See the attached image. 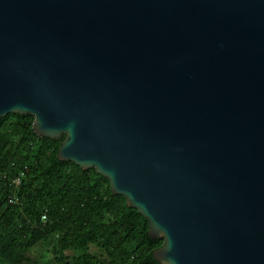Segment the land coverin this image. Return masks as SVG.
I'll return each instance as SVG.
<instances>
[{
  "label": "water",
  "instance_id": "1",
  "mask_svg": "<svg viewBox=\"0 0 264 264\" xmlns=\"http://www.w3.org/2000/svg\"><path fill=\"white\" fill-rule=\"evenodd\" d=\"M8 113L108 180L158 264H264V0H0Z\"/></svg>",
  "mask_w": 264,
  "mask_h": 264
},
{
  "label": "trees",
  "instance_id": "2",
  "mask_svg": "<svg viewBox=\"0 0 264 264\" xmlns=\"http://www.w3.org/2000/svg\"><path fill=\"white\" fill-rule=\"evenodd\" d=\"M32 123L0 118V264H27L38 242L39 261L51 264H158L152 252L163 241L148 236L147 220L93 168L58 160L63 137L40 136Z\"/></svg>",
  "mask_w": 264,
  "mask_h": 264
},
{
  "label": "rangeland",
  "instance_id": "3",
  "mask_svg": "<svg viewBox=\"0 0 264 264\" xmlns=\"http://www.w3.org/2000/svg\"><path fill=\"white\" fill-rule=\"evenodd\" d=\"M90 252L94 253L97 252L98 249H96L95 246H90L89 247ZM67 256H73L74 254H76L75 251L73 250H68L65 252ZM44 254V247L42 245L41 242H38L36 245H34L31 249H29L28 253H27V257L30 260L29 262H27V264H51L50 262H41L39 261L40 258L43 256Z\"/></svg>",
  "mask_w": 264,
  "mask_h": 264
},
{
  "label": "built area",
  "instance_id": "4",
  "mask_svg": "<svg viewBox=\"0 0 264 264\" xmlns=\"http://www.w3.org/2000/svg\"><path fill=\"white\" fill-rule=\"evenodd\" d=\"M16 184L19 182V178H16L14 181ZM46 218L44 215L41 216V220L44 221Z\"/></svg>",
  "mask_w": 264,
  "mask_h": 264
}]
</instances>
